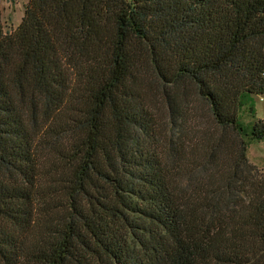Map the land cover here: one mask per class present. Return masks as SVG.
<instances>
[{
  "label": "trees",
  "instance_id": "obj_1",
  "mask_svg": "<svg viewBox=\"0 0 264 264\" xmlns=\"http://www.w3.org/2000/svg\"><path fill=\"white\" fill-rule=\"evenodd\" d=\"M249 95L264 0L0 7V264H264Z\"/></svg>",
  "mask_w": 264,
  "mask_h": 264
},
{
  "label": "rangeland",
  "instance_id": "obj_2",
  "mask_svg": "<svg viewBox=\"0 0 264 264\" xmlns=\"http://www.w3.org/2000/svg\"><path fill=\"white\" fill-rule=\"evenodd\" d=\"M29 0H1L0 7L2 10V21L5 32L15 30L21 23L25 13V6ZM146 93L152 102L158 101L160 92L158 86L154 83L150 70L146 69ZM156 96V98H154ZM247 101L251 103L254 108L255 116L252 118L248 110L240 113V120L246 127V132L249 134L250 130L257 120L264 121V95H249ZM157 108V107H156ZM193 113L197 116L203 113V103L197 101L193 107ZM157 116L162 115L158 109ZM202 121V118L200 119ZM200 121V122H201ZM247 141V158L249 162L256 167V169L264 174V138L260 140L251 139L248 135Z\"/></svg>",
  "mask_w": 264,
  "mask_h": 264
}]
</instances>
